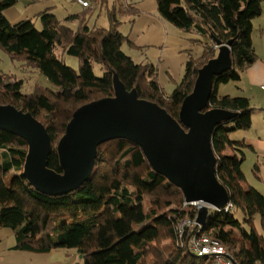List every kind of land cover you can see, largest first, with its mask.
<instances>
[{
  "label": "trees",
  "instance_id": "obj_1",
  "mask_svg": "<svg viewBox=\"0 0 264 264\" xmlns=\"http://www.w3.org/2000/svg\"><path fill=\"white\" fill-rule=\"evenodd\" d=\"M16 1L0 0V48L22 69L43 74L51 87L34 82L31 92H23L22 79L0 71V105L29 112L42 124L50 145L46 168L56 174L64 173L58 146L75 110L114 97L115 79L137 98L165 109L188 131L179 117L181 105L192 93L199 70L215 61L216 47L226 45L231 66L213 77L202 112L219 108L231 113L214 124L210 142L214 174L232 208L211 210L198 230L194 226L180 234L178 222L194 218L196 206L184 202L183 190L153 166L141 144L124 136L96 145L94 165L80 185L59 194L45 193L24 174L27 141L0 127V228L13 231L14 247L73 251L82 264H212L200 261L189 249L188 241L198 231L219 240L234 264H264V194L247 182L242 171L246 144L228 137L230 131L251 126L255 108L246 96L217 92L219 83L238 80L257 60L252 21L260 15L263 0H156L161 18L192 33L189 43L201 47L196 56L187 50L182 77L168 92L159 84L153 61L136 62L122 48L128 38L119 29L123 22L119 15L129 18L139 13L133 4L110 0L107 5L103 0L106 27L90 22L93 11L85 9L63 21L43 11L40 27L27 19L10 28L4 10ZM69 20H76V26L66 23ZM65 54L76 57V68L64 62ZM94 65L99 66V75ZM253 170L258 179L257 164ZM257 216L263 232L257 229Z\"/></svg>",
  "mask_w": 264,
  "mask_h": 264
},
{
  "label": "water",
  "instance_id": "obj_2",
  "mask_svg": "<svg viewBox=\"0 0 264 264\" xmlns=\"http://www.w3.org/2000/svg\"><path fill=\"white\" fill-rule=\"evenodd\" d=\"M230 66L229 50L225 49L219 60L199 70L196 85L179 114L188 132L165 109L137 98L133 90L127 91L115 79L114 97L90 101L75 110L58 146L63 174L46 168L49 137L29 112L1 104L0 127L27 141L30 150L24 174L39 190L50 194L72 190L89 176L100 141L127 137L142 145L149 161L183 190L187 202L201 203L195 219L203 226L209 214L207 205L218 207L227 200L214 174L210 137L214 124L231 113L219 108L202 112V108L212 91L213 77Z\"/></svg>",
  "mask_w": 264,
  "mask_h": 264
},
{
  "label": "crops",
  "instance_id": "obj_3",
  "mask_svg": "<svg viewBox=\"0 0 264 264\" xmlns=\"http://www.w3.org/2000/svg\"><path fill=\"white\" fill-rule=\"evenodd\" d=\"M109 1L110 0H106L107 5H109ZM69 2V4H76L71 0H69ZM132 4L133 6L137 7L140 12L133 16L135 17V19L133 18L132 28L129 31L131 33V37L130 35L125 34L127 35L128 39L122 44V48L124 47V44L126 42V44L131 46L129 47L131 51L142 49V47L146 45L158 46V58L160 63L159 73L157 70V78L159 84L162 86L163 84L160 81V65L162 63V60H166L168 48L171 49V52L174 55L177 54V57L184 56L186 60L187 50H190L191 53L196 56L201 52V47L199 45L190 44L187 36L182 35L179 29L161 18L157 11H155L156 0L155 3H152L150 1L147 7L141 6L139 4V1L137 0H132ZM55 5L57 6L56 3L54 4V6ZM76 5H78L79 8L65 13L62 20H64L67 15L85 10L79 4ZM49 6L48 8L38 12L37 14L43 11H50L55 14V12L53 11L54 6ZM5 10L4 14L7 17L6 14L8 10L6 12ZM141 17L147 22L138 25V20ZM74 22H76L77 24L76 20H74ZM252 23L253 48L258 58L251 66H249L245 70L243 76L240 79H243V77L246 78L247 83L244 87L240 86L239 88L242 91L248 89L247 93L243 94L249 98L250 104L255 108V110L251 113V126L246 130H236L231 134L237 135L233 140H242L246 144V146L244 147L245 159H249L250 163L253 164L251 170L253 180L250 182V184L254 185L256 189L264 194V90L260 88V85L264 82V14H260L259 16L255 17ZM122 33L124 34V32ZM219 59L220 57L215 61ZM164 74V82L166 83H171L172 81L171 84L176 85V83L179 81L173 77L171 79V76H168L170 74V69H165ZM256 164L258 165V179L253 170ZM14 245L15 240L13 231L8 227H1L0 264H82L80 261H76V254L73 251L65 252V250L63 249H55L58 250V252H55V255L58 259L55 263L53 261L54 257L51 250H19L16 249Z\"/></svg>",
  "mask_w": 264,
  "mask_h": 264
},
{
  "label": "rangeland",
  "instance_id": "obj_4",
  "mask_svg": "<svg viewBox=\"0 0 264 264\" xmlns=\"http://www.w3.org/2000/svg\"><path fill=\"white\" fill-rule=\"evenodd\" d=\"M67 1V2H66ZM73 1V0H71ZM139 1V4L141 6H148L149 2L151 1L152 3H155V0H137ZM74 3H76L75 1H73ZM122 3L125 4H132V0H122ZM131 2V3H129ZM57 4V6L54 4ZM69 0H39V1H32V0H17L15 2V4H13L12 6H9L6 8L5 12L7 11V18L10 22V28L17 22L22 21V20H27V19H32L36 21V25L37 26H41V22L39 19V14H37L38 12L48 8L49 5H53V11L55 12V14L57 15V17L59 19L62 20L63 15L65 13H68L72 10H75L77 8H79L78 5L76 4H69ZM119 3V1H115V4ZM109 4H111V1H109ZM156 6V5H155ZM262 6V10L260 14H264V0L261 3ZM51 7V6H49ZM87 8H91V9H86L89 10L90 12L93 11V15L90 18V22H94L97 25L100 26H107L108 25V20H107V16H106V11L104 8V4H103V0H93L91 5ZM149 11V10H147ZM155 11H156V7H155ZM117 14V11H116ZM120 14H126V13H120ZM155 14V13H154ZM119 18H121V20L123 21L121 23V25L119 26V29L124 32L125 34L130 35L131 37V33L129 32L132 28V21L133 18L135 19V17L131 16L129 18H127L126 15H119ZM63 21V20H62ZM147 22L145 19H143L142 17L138 20V25H141L143 23ZM68 23L70 26L74 27L76 25V22H74L73 20ZM181 34L184 36H191L190 33H185L181 31ZM172 39V38H171ZM127 43V42H126ZM124 44V49L125 51H127L136 62H144L146 60H150L153 61L156 64L158 73H159V58H158V46H154V45H146L143 46L142 49H138V50H132L129 48L131 46H129L128 44ZM218 49V51L216 52V57L214 60H216L217 58H219L221 56V53L225 50L228 49V47L226 45H219L216 47ZM179 54V53H178ZM64 62L66 64H68L69 66L76 68L77 67V59L75 56L73 55H68L65 54L64 58H63ZM181 60V62H180ZM185 62V57L181 56V57H177V54H173L171 52V49L168 48L167 51V57L166 60H162V63L160 65V81L163 84L162 86L164 87L165 91H171L174 88L175 84H171V83H166L164 82V70L165 69H170V74L168 75L169 77L171 76L175 78L176 80H180V78L182 77L183 74V70H184V63ZM246 70V69H245ZM245 70H243L241 72V76L240 78L243 76ZM0 71L4 72V73H11L13 74L15 77L22 79V85H21V90L23 92H31L34 88V82H38L41 83L43 86H48L51 87V82L43 75L40 74L36 69H27L24 70L22 69V67L20 66V63L18 61H11L5 51H3L0 48ZM94 72L99 75L101 73L99 66L98 65H94ZM239 78V79H240ZM231 80L227 83H219L218 84V88H217V92L219 94H229L232 96H245L243 93H247L248 89H245L244 91H242L239 87L242 86L244 87L245 84L247 83L246 78L243 77V79L240 80ZM247 97V96H246ZM105 98V97H104ZM40 123V122H39ZM236 131V130H235ZM188 132V131H186ZM234 131H230L229 132V139H235V134H231ZM238 134V133H237ZM30 150V148H29ZM253 164L250 163L249 159H244V161L242 162L241 168L243 173L246 176V180L248 183H250L253 180L252 177V170ZM211 208H209L210 210ZM235 215L237 218L242 219V212L240 210H236ZM257 220V229L260 232H263L262 227L259 223V219L258 216L256 217ZM53 257H54V262H57V257L55 255V252H58V250H51ZM22 260V259H21ZM20 260V261H21ZM199 260H205L204 258L199 256Z\"/></svg>",
  "mask_w": 264,
  "mask_h": 264
},
{
  "label": "built area",
  "instance_id": "obj_5",
  "mask_svg": "<svg viewBox=\"0 0 264 264\" xmlns=\"http://www.w3.org/2000/svg\"><path fill=\"white\" fill-rule=\"evenodd\" d=\"M77 4H79L83 9L89 7L93 0H73ZM260 88L264 90V82L260 85ZM184 202L187 204H194L198 211L201 203L193 202L189 203L184 199ZM209 212L211 210H224L228 211L232 208V204L228 201H225L224 204L219 205L218 207H214L211 205H207ZM196 216L194 218H183L177 224V230L180 234L183 233L184 230L190 229L191 227H196L197 230L202 226L196 222ZM196 230V231H197ZM189 249H191L196 255L207 259L212 262V264H234L232 259L228 256V252L226 248L219 242V240L215 239L209 234L195 232L192 234L188 241Z\"/></svg>",
  "mask_w": 264,
  "mask_h": 264
},
{
  "label": "clouds",
  "instance_id": "obj_6",
  "mask_svg": "<svg viewBox=\"0 0 264 264\" xmlns=\"http://www.w3.org/2000/svg\"><path fill=\"white\" fill-rule=\"evenodd\" d=\"M86 9V8H85Z\"/></svg>",
  "mask_w": 264,
  "mask_h": 264
}]
</instances>
